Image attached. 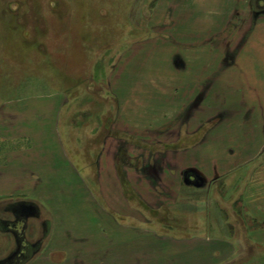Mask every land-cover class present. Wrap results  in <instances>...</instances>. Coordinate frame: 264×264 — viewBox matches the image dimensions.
<instances>
[{
  "label": "rangeland",
  "instance_id": "1",
  "mask_svg": "<svg viewBox=\"0 0 264 264\" xmlns=\"http://www.w3.org/2000/svg\"><path fill=\"white\" fill-rule=\"evenodd\" d=\"M249 1L239 5L236 0H0V108L6 106V111L18 110L0 113V124H5L6 130L3 131L7 136L5 141L0 138V163L4 152L14 155L31 149L30 135L33 142L34 139L44 142L48 138L51 159L58 157L66 167L65 172L67 168L71 171L60 183L93 187L98 182L129 184L148 181L149 175L143 174V160H139L140 171L134 175H130L127 169L132 159L121 154L115 159L118 173L116 169L112 173L106 167L101 175L98 172L100 163L96 165L94 160V150L100 149L105 137L127 138L124 128L115 131L110 127L119 112L118 100L112 93L117 87V77L126 86L128 76L137 77L141 72H165L175 50H180L181 41L183 44L188 39L194 41L200 34L206 35L207 30L202 27L205 22L200 19L206 17V10H203L206 8L215 9L221 15L227 11V18L217 19L216 16V26L221 24L217 28L222 27V30L215 37L219 46L229 41L227 61L232 62L254 20L251 10L255 9V2ZM237 7H240V16ZM243 8L245 10L241 11ZM176 22L184 26L194 22L199 27L195 31L190 27L185 30L175 26ZM163 42L169 43L167 49ZM217 47L216 51L219 50ZM224 48L221 46L220 49ZM221 56L223 53L219 52ZM221 65L216 63V70L226 69L225 73L230 71L236 75L257 72L260 77L256 80L264 82L263 48L257 49L255 54L252 51L242 55L230 70L227 69L229 65ZM236 82L239 88H244L243 79H236ZM261 88L255 106L264 107V84ZM128 142L131 148L137 146ZM224 145L220 143V146ZM120 146L125 150L126 142ZM32 152L43 156L44 151L36 149ZM55 160L57 163V158ZM254 164L258 166L259 163ZM242 168L214 182L215 187L210 191L193 189H202L205 184L202 187L188 185L191 188L184 191L186 206L182 211L184 209L190 217L180 226L178 222L168 221L172 211L152 212L153 221L149 225L156 231L180 234L178 230H182L184 237H204L184 241L182 264H264V244H258L249 236L255 224L237 204L254 167L247 166L244 171ZM26 177L29 178L25 176L24 179ZM69 193L67 207L80 223L81 230L86 221L93 225V213L84 208H94L88 194L86 198L85 190ZM87 193L92 194V200L94 196L98 199V191ZM127 193H134L135 197L131 198L141 201L136 192ZM39 198L34 190H10L0 196V264H34L37 259L46 261L48 256L43 252L53 224L49 222L51 213L48 208L32 202H39ZM205 201L210 202L208 206ZM154 204L158 206L157 201ZM233 211L234 216L231 215ZM155 219L158 222H154ZM63 226L66 225H62L61 234L65 230ZM135 234L134 240L125 239L117 247V240L111 235L99 240L95 235L80 240L59 238V242L68 240L70 260L79 254L86 260L85 264H95L96 260L98 264H106L104 260L111 258L110 251L115 247L117 253L132 251V261H120L119 264H158L157 255L147 262V254L141 247H158L163 242L142 237L136 230ZM229 244L236 250L235 254L224 253L225 247L231 246ZM172 257L175 258L168 255L166 260ZM62 258V254H55L52 261L62 263Z\"/></svg>",
  "mask_w": 264,
  "mask_h": 264
},
{
  "label": "crops",
  "instance_id": "2",
  "mask_svg": "<svg viewBox=\"0 0 264 264\" xmlns=\"http://www.w3.org/2000/svg\"><path fill=\"white\" fill-rule=\"evenodd\" d=\"M236 1L239 5L241 2L247 3L246 0ZM249 3L255 4V9L251 10L254 20L248 35L241 42L242 45L239 44L238 53L232 57V62L227 61L231 46L229 41L226 45L223 43L219 46L215 37L219 34L218 31L222 30V27L217 28L221 24L216 26V16L217 19L225 18L227 11L221 15L215 9L206 8L203 9L206 10V17L200 18L205 22H202L204 23L202 27L207 30L206 35L200 34L194 41L188 39L183 44L181 41L180 50H175L176 53L170 60L171 65L165 67V72L158 74L141 72L137 77L128 76L126 86L119 82L120 79L117 77V87L112 89V93L118 100L119 112L110 127L115 131L124 128L127 138L115 139L113 135L108 134L109 136L103 139L100 149L94 150V160L96 165L100 163L98 172L101 175L104 174L106 167L110 168L112 173L114 169L118 173L115 159H118L120 154L132 159L129 162L130 166H127L130 175L137 173L140 167L139 160H143L145 166L143 174L149 175L148 181L129 184L98 182L93 187H82L79 183H75L77 186L60 183L63 176L67 172L68 175L71 174V171L67 168L65 172L66 167L58 157H55L58 164L54 158L51 159L48 149V144L51 142L47 141L48 138L44 142L38 139H34L33 142V137L28 135V139L32 138L31 149L14 155L3 153L0 163V196L10 190H34L38 192L39 202L30 201L36 203L38 207L43 205L51 213L49 222L53 225L43 252L48 257L46 261L34 260V264H56L52 261L55 254L63 255L61 260L64 262L57 264H85L86 260L81 259L79 254L78 257L73 256L74 260H70V249H68L70 242L68 240L59 242V238L80 240L95 235L99 240L111 235L117 240L115 244L117 247L125 239L134 240L135 230L142 237H152L157 240L155 242H163L158 247H141L143 253L147 254V262L153 257L156 258L153 255H157L158 264L167 261L182 264L184 241L204 239V237L194 235L184 237L182 230H178L180 234L176 233L180 236L170 231L169 233L156 231L149 225L153 221L152 212L159 211L162 214L172 211L173 215L168 216V221L178 222L180 226L189 216L185 214L184 209L182 211L186 206L184 191L191 188L185 182L186 177L190 176L192 181L197 176L203 178L205 181L203 188L193 189L210 191L215 187L214 182L226 178L236 169L243 167L242 171H244L247 166L254 168L241 191V198L237 200V204L241 212L243 209L247 218L255 224L253 229H250L249 236L258 244H264V107L255 106L258 105L256 100L261 95V85L263 86L264 82L256 80L260 77L257 76V72L247 71L236 75L234 72L229 73L230 71L225 73L226 69L216 70L215 66L216 63L220 66L225 63L229 65L227 69L230 70L236 66L242 55L252 51L255 54L257 49H264V12H256L260 5L264 8V0H250ZM237 8L240 16V7ZM175 10L178 11L177 5ZM244 10L243 8L241 11ZM180 24L183 23L176 22L175 26L178 25L185 30L186 27H190L191 31L199 27L194 22L185 26ZM164 44L167 49L169 43ZM216 46L219 48L218 51ZM221 46H225L224 50L220 49ZM219 52H222L223 56L219 57ZM215 55L218 57L215 58ZM226 75L227 82H225ZM236 79H243L244 88L236 85ZM5 107L0 108V113L6 114L12 110L18 112L16 109L6 111ZM3 129L6 130L4 123L0 124V138L5 141L7 136ZM128 141L137 145L133 147L134 150L129 146ZM124 142H126L125 150L120 146V143ZM220 143L225 144L224 147L220 146ZM36 149H42L45 152L42 153L43 156H37L32 152ZM256 162L259 163L258 166H255ZM25 176L29 178L24 179ZM81 190H85L84 196L87 198L88 194V200L94 206L92 209L84 207L93 213V217L91 216L93 225H89V221H86L82 230L80 223L73 218L67 207L68 199L71 197L69 192ZM93 191H98V199L94 196L92 200V194L87 193ZM128 191L136 192L141 198L139 199L141 203L137 201L138 199L131 198L135 197L134 193H127ZM156 201L158 206L154 204ZM205 203L208 206L210 202L205 201ZM241 212H238V215ZM231 215H235L234 211ZM154 222L158 220L155 219ZM63 224L66 227L63 226L65 230H62L63 234H61L60 229ZM143 224L150 228H146ZM168 243L172 245L167 246ZM115 248L110 251L111 258L104 260L106 264L132 261V251L129 252L128 249L124 253H117L114 251ZM235 251L231 245L225 247L224 253L232 255ZM187 253L190 252L187 250ZM168 255L175 258L166 260ZM118 256L124 258L119 259ZM95 264H98L97 260Z\"/></svg>",
  "mask_w": 264,
  "mask_h": 264
},
{
  "label": "water",
  "instance_id": "3",
  "mask_svg": "<svg viewBox=\"0 0 264 264\" xmlns=\"http://www.w3.org/2000/svg\"><path fill=\"white\" fill-rule=\"evenodd\" d=\"M194 178H195V180L192 181V179H191L190 176L189 177H186V179H185L186 184H188V185H194L196 187H202L204 185L205 181H204L203 178H201L199 176L194 177Z\"/></svg>",
  "mask_w": 264,
  "mask_h": 264
},
{
  "label": "flooded vegetation",
  "instance_id": "4",
  "mask_svg": "<svg viewBox=\"0 0 264 264\" xmlns=\"http://www.w3.org/2000/svg\"><path fill=\"white\" fill-rule=\"evenodd\" d=\"M256 12H258V13H260V12H264V8H263V6H259V8H258V10L256 11Z\"/></svg>",
  "mask_w": 264,
  "mask_h": 264
}]
</instances>
